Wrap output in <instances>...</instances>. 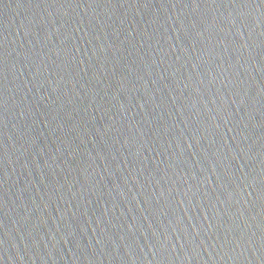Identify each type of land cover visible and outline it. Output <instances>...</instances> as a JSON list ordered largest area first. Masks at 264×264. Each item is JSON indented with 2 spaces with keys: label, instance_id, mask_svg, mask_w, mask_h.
<instances>
[{
  "label": "water",
  "instance_id": "obj_1",
  "mask_svg": "<svg viewBox=\"0 0 264 264\" xmlns=\"http://www.w3.org/2000/svg\"><path fill=\"white\" fill-rule=\"evenodd\" d=\"M0 264H264V0H0Z\"/></svg>",
  "mask_w": 264,
  "mask_h": 264
}]
</instances>
